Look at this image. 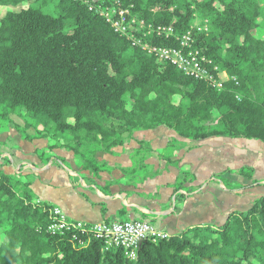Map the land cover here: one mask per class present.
<instances>
[{"label": "trees", "instance_id": "trees-1", "mask_svg": "<svg viewBox=\"0 0 264 264\" xmlns=\"http://www.w3.org/2000/svg\"><path fill=\"white\" fill-rule=\"evenodd\" d=\"M105 1L147 25H170L177 36L191 31L194 46L229 79L212 87L133 45L91 8L95 0H0V8L9 7L0 20V132L14 128L24 139H46L37 150L43 162L55 149L71 151L96 178L112 168L100 154L162 125L194 142L221 136L264 142V0ZM196 13L207 19L205 27L192 25ZM145 38L155 46L180 45L175 36ZM138 143L132 165L122 169L132 184L160 172L148 166L150 157L165 168L179 166L178 152L196 145L173 138L154 151ZM235 172L253 180L250 166ZM194 178L180 166L176 192L191 191L186 184ZM51 207L28 174L0 167V264H264V195L221 226L145 241L134 260L99 240L77 247L68 234H50Z\"/></svg>", "mask_w": 264, "mask_h": 264}, {"label": "crops", "instance_id": "crops-1", "mask_svg": "<svg viewBox=\"0 0 264 264\" xmlns=\"http://www.w3.org/2000/svg\"><path fill=\"white\" fill-rule=\"evenodd\" d=\"M173 138L196 144L178 152L179 166L165 168L166 162L154 155L146 163L160 172L138 184L127 182L122 169L132 165L130 153L140 146L138 140L159 151ZM47 145L46 139H24L14 128L0 132V167L9 174H28L39 200L59 206L72 220L148 219L168 235L181 234L195 226H221L231 212L247 210L264 195V142L255 139L221 136L194 142L162 125L138 131L135 139L106 153L112 168L97 178L77 165L71 151L55 149V156L43 162L37 150ZM180 166L190 167L195 176L186 184L191 191L175 190ZM244 166L254 169V181L235 172ZM226 182L240 187L233 190Z\"/></svg>", "mask_w": 264, "mask_h": 264}, {"label": "built area", "instance_id": "built-area-1", "mask_svg": "<svg viewBox=\"0 0 264 264\" xmlns=\"http://www.w3.org/2000/svg\"><path fill=\"white\" fill-rule=\"evenodd\" d=\"M91 5L103 16L118 34L125 36L133 45L154 54L159 60L176 65L186 74L206 81L210 86L222 88L229 79L225 71L214 66L205 53L194 46L195 39L191 31L177 36L174 27L168 25H147L144 19L131 14L130 9L107 5L105 0H95ZM157 36H175L179 47L155 46L145 38L149 34ZM51 222L47 231L52 235L68 234L74 246L85 247L93 239L103 243L105 250L119 248L126 257L134 260L143 242L165 238L169 235L157 228L148 219H127L88 223L72 220L59 206L50 208Z\"/></svg>", "mask_w": 264, "mask_h": 264}, {"label": "rangeland", "instance_id": "rangeland-1", "mask_svg": "<svg viewBox=\"0 0 264 264\" xmlns=\"http://www.w3.org/2000/svg\"><path fill=\"white\" fill-rule=\"evenodd\" d=\"M34 6H37V7H40V8H45V10L46 11H49V12H53V7L52 6H48V7H45V6H43V5H37L36 3L34 4ZM9 9V7L8 6H4V7H2V8H0V20H1V18L3 17V15L6 13V11ZM206 24H207V19H205V18H202L201 17V15L199 14V13H196V15L194 16V18H193V20H192V25L194 26V27H205L206 26ZM261 26H262V37L264 38V8H263V20H262V22H261ZM18 120V119H17ZM19 121V120H18ZM29 133H33V130H30L29 131ZM3 150H5V151H8V150H6V149H4V148H1V151H3ZM105 154L106 153H102V154H100L99 155V158L101 159V158H103L102 160H105L107 163H108V161L106 160V158H104V156H105ZM105 157H107V155L105 156ZM255 179H254V169H253V181H254Z\"/></svg>", "mask_w": 264, "mask_h": 264}]
</instances>
